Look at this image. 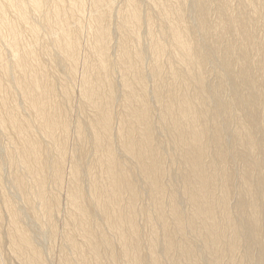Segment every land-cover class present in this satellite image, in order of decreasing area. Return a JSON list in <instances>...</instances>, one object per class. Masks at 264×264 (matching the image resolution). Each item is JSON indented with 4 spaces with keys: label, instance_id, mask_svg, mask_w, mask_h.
<instances>
[{
    "label": "bare ground",
    "instance_id": "obj_1",
    "mask_svg": "<svg viewBox=\"0 0 264 264\" xmlns=\"http://www.w3.org/2000/svg\"><path fill=\"white\" fill-rule=\"evenodd\" d=\"M0 264H264V0H0Z\"/></svg>",
    "mask_w": 264,
    "mask_h": 264
}]
</instances>
